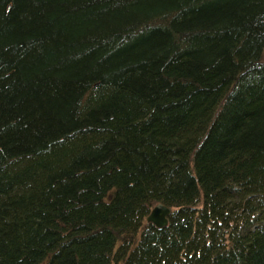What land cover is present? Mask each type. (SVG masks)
<instances>
[{
	"label": "trees",
	"instance_id": "obj_1",
	"mask_svg": "<svg viewBox=\"0 0 264 264\" xmlns=\"http://www.w3.org/2000/svg\"><path fill=\"white\" fill-rule=\"evenodd\" d=\"M0 264H264V0H0Z\"/></svg>",
	"mask_w": 264,
	"mask_h": 264
},
{
	"label": "water",
	"instance_id": "obj_2",
	"mask_svg": "<svg viewBox=\"0 0 264 264\" xmlns=\"http://www.w3.org/2000/svg\"><path fill=\"white\" fill-rule=\"evenodd\" d=\"M171 207L165 205L164 203L156 202L148 210V213L145 217L146 222H151L156 227L160 228L164 226L167 221V215L170 212Z\"/></svg>",
	"mask_w": 264,
	"mask_h": 264
}]
</instances>
